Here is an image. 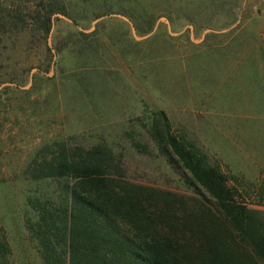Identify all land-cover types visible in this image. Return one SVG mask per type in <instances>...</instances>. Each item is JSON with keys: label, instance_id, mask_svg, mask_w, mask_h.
I'll return each mask as SVG.
<instances>
[{"label": "rangeland", "instance_id": "rangeland-1", "mask_svg": "<svg viewBox=\"0 0 264 264\" xmlns=\"http://www.w3.org/2000/svg\"><path fill=\"white\" fill-rule=\"evenodd\" d=\"M103 1L72 0L47 40L29 30L0 51L18 74L31 67L0 85V229L13 264H43L26 221L36 187L26 170L55 142L108 146L126 178L193 194L150 136L161 110L264 211V0H199L208 13L224 8L216 26L231 23L196 29L162 16L148 34L122 14L96 18Z\"/></svg>", "mask_w": 264, "mask_h": 264}, {"label": "trees", "instance_id": "trees-1", "mask_svg": "<svg viewBox=\"0 0 264 264\" xmlns=\"http://www.w3.org/2000/svg\"><path fill=\"white\" fill-rule=\"evenodd\" d=\"M70 1L0 0V51L29 30L47 40L53 16L71 15ZM97 7L107 9L96 18L122 14L139 34L150 33L162 16L196 29L231 23L216 26L224 8L208 13L199 0H104ZM30 69L18 74L0 62V85L19 82ZM149 133L193 194L126 178L120 156L108 146L55 142L26 170L36 183L27 195L32 215L26 221L42 263L264 264V211L246 202L237 178L175 132L165 111L153 118ZM0 264H13L1 229Z\"/></svg>", "mask_w": 264, "mask_h": 264}]
</instances>
